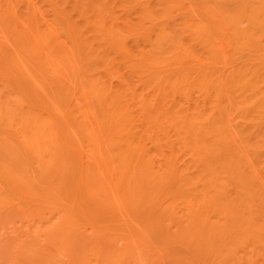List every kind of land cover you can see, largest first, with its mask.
<instances>
[{"label":"bare ground","instance_id":"obj_1","mask_svg":"<svg viewBox=\"0 0 264 264\" xmlns=\"http://www.w3.org/2000/svg\"><path fill=\"white\" fill-rule=\"evenodd\" d=\"M0 132H103L124 200L173 181L264 250V0H0Z\"/></svg>","mask_w":264,"mask_h":264},{"label":"rangeland","instance_id":"obj_2","mask_svg":"<svg viewBox=\"0 0 264 264\" xmlns=\"http://www.w3.org/2000/svg\"><path fill=\"white\" fill-rule=\"evenodd\" d=\"M0 136V264H264V250L252 255L249 243L233 248L242 231L232 222L214 243L207 234L210 222L229 219L200 208L190 192L183 198L173 181L166 193L156 184L151 191L146 182L135 192L137 204L132 197L124 200L112 168L118 159L107 150L103 132ZM49 163L54 172H44L43 179ZM163 169L155 164L150 171ZM95 171L99 197L89 184ZM198 210L209 226L197 222Z\"/></svg>","mask_w":264,"mask_h":264}]
</instances>
